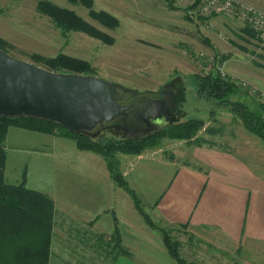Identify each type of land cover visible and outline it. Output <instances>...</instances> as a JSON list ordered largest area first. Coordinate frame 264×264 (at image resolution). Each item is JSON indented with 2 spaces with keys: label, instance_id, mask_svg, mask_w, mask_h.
<instances>
[{
  "label": "rangeland",
  "instance_id": "rangeland-1",
  "mask_svg": "<svg viewBox=\"0 0 264 264\" xmlns=\"http://www.w3.org/2000/svg\"><path fill=\"white\" fill-rule=\"evenodd\" d=\"M38 1L0 0V50L7 56L63 76L109 81L128 90L145 93L147 101L161 98L159 102H172L171 121L182 110L185 111L183 120L197 117L204 120L205 126L221 129L217 135L206 134L204 129L198 131L197 135L207 139L210 146L226 148L234 143H244L252 146L256 156H263L260 146L264 150V142L245 130L231 114L214 109L211 102L197 99L194 82L189 77L190 74L215 70L230 75L228 71L234 68L236 71L246 70L247 74L256 76L257 81L264 82V47L250 27L238 17L190 14L189 10L195 6L189 7L193 0H174L176 9L169 8L164 0H92L94 9L106 10L118 19V25L110 28L91 18L82 4L49 0L75 11L95 29L111 35L114 41L107 44L81 30H69L63 34L50 16L37 10ZM246 1L264 10V0ZM183 39H187L190 45H186ZM59 52L86 60L91 71L48 69L43 59ZM220 58H224L222 62ZM242 80L246 82L244 88L254 89L251 95L264 100L258 95L264 93V88ZM150 91L153 92L148 93ZM119 124L101 127L94 136L106 132L126 137L124 135H132L136 131L142 133L146 128H152L153 123L138 128L129 127L127 120ZM23 131L20 139L29 140V145L23 143L26 147L16 141L19 137H15L17 132L14 130L10 134L7 132L9 136L4 141L7 151L4 176L7 182L19 183L23 171L27 178L28 168L26 186L48 195V192L57 189V179L63 175V171L72 180L81 175L83 156L92 152L79 150L72 139L60 138L58 131L43 134L44 137L40 139L34 135H42V132ZM176 141H179L175 142L176 145L170 142L165 145L177 151L183 145H188L183 140ZM168 147H163V151ZM33 148H39V151L33 153ZM114 184L115 191L126 193L122 187ZM141 201L147 212V206ZM116 215L110 211L107 216L97 215L92 221L81 222L76 216L61 218L56 210L49 264H126L121 260L116 261L120 257H128L129 264H179L163 244L161 232L150 228L138 213L128 215L121 211L120 219ZM114 217L120 231L121 246L129 252L127 256L118 252L114 256V252L109 254V248H104L106 243L110 246L115 243L111 239ZM155 224L165 229L172 242L176 243L177 253L184 262L230 264L229 258L232 256L218 252L197 237H191L184 228ZM100 236L106 241L103 244L98 242ZM139 240L150 243L148 246L151 247L139 245ZM147 251L154 263L144 260Z\"/></svg>",
  "mask_w": 264,
  "mask_h": 264
},
{
  "label": "crops",
  "instance_id": "crops-1",
  "mask_svg": "<svg viewBox=\"0 0 264 264\" xmlns=\"http://www.w3.org/2000/svg\"><path fill=\"white\" fill-rule=\"evenodd\" d=\"M183 41L190 45L187 39ZM228 72L235 78L254 82L264 88V82L257 81L256 76L247 74L246 70L236 71L232 68ZM12 130L17 132L15 137H19L16 140L18 143L29 145L27 138L26 141L20 139L26 129L12 126L8 133ZM43 134L49 135L42 133L34 136L40 139L44 137ZM217 134L220 132L213 135ZM164 139L157 146L147 148L138 155L118 156L122 173L147 206V213L152 220L162 226L184 228L191 237H197L218 252L232 256L229 258L230 264H264L262 147L260 150L263 156L259 158L252 146L244 143L217 148L216 145L210 146L207 139L201 145L183 140L188 145H183L177 151L165 144L179 141ZM163 147L168 148L163 151ZM31 151L37 153L39 148ZM92 153L81 155L84 158L81 175L72 180L63 171V175L57 179V189L48 192L54 201L55 211H59L61 218L76 216L81 222L92 221L97 215L107 216L110 211L117 213L118 219L121 211L128 215L137 214L132 201H129V195L115 191V184L103 157L97 154L102 160L96 153ZM99 227L102 225L99 224ZM149 244L145 241L139 243L145 248L151 247ZM94 245L97 246L96 243ZM148 251L143 258L146 263H154ZM118 260L129 264L128 257H120Z\"/></svg>",
  "mask_w": 264,
  "mask_h": 264
},
{
  "label": "trees",
  "instance_id": "trees-1",
  "mask_svg": "<svg viewBox=\"0 0 264 264\" xmlns=\"http://www.w3.org/2000/svg\"><path fill=\"white\" fill-rule=\"evenodd\" d=\"M68 1L82 4L88 9L91 18L107 27L112 28L118 25L119 21L114 15L103 9H94L92 0ZM164 1L169 8H177L174 0ZM199 1L193 0L189 7ZM37 10L50 16L63 34L76 29L107 44H112L114 41L111 35L95 29L75 11L60 7L49 0H39ZM223 59L220 58V62ZM43 63L53 71L62 69L74 72L91 71L86 60L61 52L44 58ZM189 77L194 82L197 99L211 102L214 109L231 113L235 119L241 122L245 130L264 142V100L251 95L253 93L250 92V88H244L240 79L230 75L222 76L218 71L194 73ZM258 95L264 97V94L258 93ZM179 111L181 113H177L166 127L147 135L135 137L115 136L106 132L91 136L67 130L57 121L38 116L0 114V264H49L50 244L55 221L53 200L47 194L26 186L25 171L22 172L19 183H9L5 179L7 151L4 141L9 127L12 126L42 133L58 131L61 136L72 139L79 149L101 155L106 163L110 178L129 195L136 212L150 228L161 232L163 244L169 254L179 264H188L177 253L176 243L172 242L166 230L157 226L150 215L144 211L139 194L129 185L120 169L118 158V155L121 154L138 155L147 148L157 146L164 138L185 140L189 144L201 145L205 139L197 135L199 130L204 129L205 133L210 135L221 131L215 126H205V122L201 118L191 117L183 120L185 111ZM113 221L115 226L111 239L115 243L112 246L106 243L104 248L106 250L109 248V254L114 252V256L117 252L129 255V252L121 246L116 217L113 218ZM101 237L98 242H106Z\"/></svg>",
  "mask_w": 264,
  "mask_h": 264
},
{
  "label": "water",
  "instance_id": "water-1",
  "mask_svg": "<svg viewBox=\"0 0 264 264\" xmlns=\"http://www.w3.org/2000/svg\"><path fill=\"white\" fill-rule=\"evenodd\" d=\"M140 93L109 81L59 75L0 50V114L38 116L91 136L125 120L132 128L153 123L126 137L147 135L171 123L172 102L147 101Z\"/></svg>",
  "mask_w": 264,
  "mask_h": 264
},
{
  "label": "built area",
  "instance_id": "built-area-1",
  "mask_svg": "<svg viewBox=\"0 0 264 264\" xmlns=\"http://www.w3.org/2000/svg\"><path fill=\"white\" fill-rule=\"evenodd\" d=\"M189 13L202 16L211 14L236 16L255 32L259 44L264 47V10L246 0H200L189 10ZM218 72L222 76L228 75L221 71ZM240 80L243 86H246V82ZM250 92H254V89L250 88Z\"/></svg>",
  "mask_w": 264,
  "mask_h": 264
}]
</instances>
